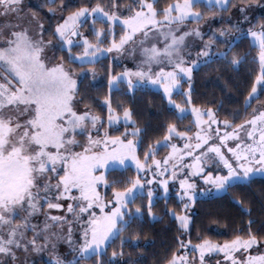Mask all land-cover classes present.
Listing matches in <instances>:
<instances>
[{
    "label": "snow or ice",
    "instance_id": "snow-or-ice-1",
    "mask_svg": "<svg viewBox=\"0 0 264 264\" xmlns=\"http://www.w3.org/2000/svg\"><path fill=\"white\" fill-rule=\"evenodd\" d=\"M46 3L52 16L68 6L65 0H60L59 8L54 7L56 0H46ZM156 3L157 0H131L125 5L129 13L126 16L120 11L119 0H109L108 5L98 2L93 7H79L62 17L63 22L56 23L49 33L51 38L45 40L47 29L37 20L35 12L28 17L24 0H0V18L4 19L0 23V264H22L18 253L30 251L36 254L50 251L49 264H86L93 256L96 257L95 264H117L118 257L124 255L122 250L119 253L113 251L108 260L103 256L112 241L140 218L141 208L136 207L133 212L129 205L138 195L143 196L145 184L158 183L167 194L169 180L178 181L180 190L177 196L184 212L195 202V178H201L210 186L200 193L207 196L212 195L213 190L215 194H227L237 184L251 183L257 176L264 177V110L257 112L253 109L250 119L223 136L219 135L217 127V146L210 143L213 140L212 125H219L221 121L211 108L205 110L194 106L191 99L193 72L201 62L207 65L216 58L238 66L243 57L233 52V45L245 36L250 37L252 46L259 49V74L252 82L246 102L255 96L258 86H264V23L254 25L247 33L242 28V24L248 22L246 13L255 0L232 4L243 19L217 30L218 35L213 31L207 41H203L205 33L199 27L206 16L199 8L205 6L211 17H215L220 12L229 11L231 0H176L162 12L156 8ZM89 19L93 24L91 32L95 42L80 32ZM188 21L196 22L197 27L185 30L183 26ZM98 23L105 27L96 28ZM117 26L123 27L118 41L114 32ZM107 37H111L110 42L103 47ZM197 39L202 41V47L192 59ZM137 42L141 56L137 70L125 69L115 75L109 70V91L123 82L127 83L129 92L135 91L137 82L158 85L179 119L190 108L197 129L193 141L187 130L178 131L175 124L169 123L162 140L148 145L143 161L138 156L140 140L127 138H138L142 130L133 127L131 132L115 136L105 130L99 137L103 126L101 117L88 111L80 113L76 108L79 102L78 74L65 67L64 56L56 62L54 53L52 56L47 54L56 48L67 51L68 63L80 62L83 68L85 63L95 65L105 54L115 52L122 56L129 45L133 46L134 56ZM215 45H220L222 50L213 52ZM81 46L82 54L73 56L72 49ZM154 65L159 71H153ZM166 67L171 70H165ZM89 72L95 76L94 69L89 68ZM185 82L189 89L182 93L186 97L182 105L173 101L172 96L179 93ZM103 103L108 107L109 128L119 124L121 116L113 109L110 99L106 97ZM122 115L126 128L130 124L134 126L128 107H123ZM223 124L226 129L232 127L228 120ZM93 131L97 138L93 137ZM241 132L246 133V138L240 135ZM85 134L87 140L82 143L77 137ZM174 137L186 141L183 148L171 143ZM229 140L236 141L235 147L227 145ZM160 147L171 148L162 161L156 159ZM223 147L227 148L231 159L226 158ZM77 148L82 150L77 151ZM185 157H190L192 163H186ZM127 161L132 162L137 174L123 181L122 186H118L120 181L110 184L103 172L95 174L110 166L126 169ZM216 161L223 170L219 167L212 170ZM169 172L170 176L167 175ZM141 173L153 178H142ZM101 184L112 187L110 200L100 195L98 186ZM147 199L148 217L155 219L152 187L148 189ZM65 200L71 201L67 204V214L74 217L71 221L67 215H50L52 209L62 210V201ZM236 203L242 202L237 200ZM41 215L44 216L43 223H33ZM175 219L187 232L189 218L175 214ZM254 223L251 219L247 221L246 236L237 234L223 244L209 239L195 245L189 240L185 244L177 237L179 248L190 246L199 254V264H205L206 256L215 253L223 255L224 264H264V254L252 255L250 251L254 247L259 250L264 244V237H258L252 231ZM77 226L78 241L74 239ZM138 239L139 233L133 235V242ZM60 242L67 244L72 259L56 253ZM126 242L121 239V249ZM164 264H189V261L177 250ZM191 264H196L195 257ZM217 264L221 262L218 260Z\"/></svg>",
    "mask_w": 264,
    "mask_h": 264
},
{
    "label": "trees",
    "instance_id": "trees-1",
    "mask_svg": "<svg viewBox=\"0 0 264 264\" xmlns=\"http://www.w3.org/2000/svg\"><path fill=\"white\" fill-rule=\"evenodd\" d=\"M73 1V0H72ZM78 1L77 3H75ZM176 0H157L156 8L162 12L163 8ZM260 0H255V3ZM59 0H56L54 6H57ZM240 0H231L228 12H220L219 15L211 17L205 6L199 10L205 14L206 19L220 18L224 21L229 17L235 8L232 4H239ZM84 4H92L88 0H75L69 3L63 13L81 7ZM264 21V13L258 16ZM205 20H202L204 22ZM191 24H196L190 21ZM96 28L105 27V25L96 24ZM87 38L95 42L92 35V21L85 22L82 26ZM50 29V28H49ZM51 31V30H50ZM115 39L118 41L123 34V27L117 26L114 29ZM111 37L105 39L103 47H107ZM215 49L222 50L220 45ZM58 56H64L67 61V51L61 52ZM81 51V47L72 49V54ZM257 47H253L251 38H244L235 41L233 52L243 57L238 66H232L226 62L213 58L212 62L205 65L203 63L193 72L191 81V99L194 106L201 108H215L218 113L228 114L238 111L239 115L234 123L242 122L250 114L249 106L245 105L246 97L251 90L252 82L259 73ZM232 53L229 54V59ZM99 63V62H98ZM97 64V63H96ZM91 64L85 63L83 66ZM76 66H81L79 63ZM78 103L76 107L87 108L101 117L108 116V107L103 103L107 97L110 99L112 107L119 115L123 113V107H128L132 112V119L135 122L127 126V129L138 127L142 130L137 138L140 140L138 155L144 159V153L149 144H155L157 140H162L167 125L173 123L178 130H183L191 123L189 114L178 118L175 108H172L161 90L149 86H137L134 92H129L126 83L119 84L118 87L109 91L105 83L92 84L87 76L78 79ZM182 91L175 93L172 99L176 102H182L184 96L183 90L189 89V84L185 82L181 87ZM264 99V86H261L257 100ZM184 100V99H183ZM256 99H254L255 101ZM184 104V103H183ZM182 104V105H183ZM120 106L119 108L117 106ZM124 125H120L118 130H122ZM113 129V128H112ZM119 133L118 131L115 134ZM166 147H160L156 156H161ZM108 182L123 181L136 176V170L130 166L126 169L111 168L105 172ZM100 192L105 200L112 198V187L100 186ZM240 200L242 203H236ZM148 199L147 194L138 195L133 204L129 205L131 211L136 207L141 208V216L138 220L128 227V229L118 235L108 246L103 259L108 260L113 251L119 253L121 250L124 255L118 257L117 264H164L166 259H170L174 251H179V237L183 241L191 240L196 243L204 239L215 242H225L233 239L237 234L246 236L247 221H255L252 225V231L256 232L258 237H264V177L257 176L251 183H240L231 188L227 194H215L210 197H199L192 203V213L190 217L187 232H183L175 217L169 213L181 214L183 205L178 199L176 191L172 190L166 196H157L153 200L152 211L155 219L148 217ZM250 210V215L248 214ZM139 233V239L132 241L133 235ZM125 239L127 242L121 249L120 241ZM96 257H91L86 264H95ZM34 264H49L44 261H38Z\"/></svg>",
    "mask_w": 264,
    "mask_h": 264
},
{
    "label": "rangeland",
    "instance_id": "rangeland-1",
    "mask_svg": "<svg viewBox=\"0 0 264 264\" xmlns=\"http://www.w3.org/2000/svg\"><path fill=\"white\" fill-rule=\"evenodd\" d=\"M75 0H65V3L68 5L69 3L74 2ZM78 1H76L75 3H77ZM80 2V0H79ZM88 2H92V4H84L81 7H93L96 5V3H100L101 5H108L109 4V0H88ZM131 2V0H119V3L121 5L120 7V11L123 12V14L126 16L129 13L127 12L125 5L129 4ZM176 1H174L173 3H175ZM172 4V3H171ZM60 6V0L59 3L57 4V7L59 8ZM76 10V9H75ZM73 10V11H75ZM24 11L25 13H27L28 17H31V14L33 12L36 13V18L37 20H39L41 23L44 24L45 28L47 29L46 33H45V40H48L51 38V36L49 35V33L54 29L56 23H62L63 19L62 17H67L70 13H66V15L63 12H57L55 16H52L51 14H49L48 11V5L46 3V0H24ZM264 13V0H260L256 3H254L247 11L246 15L248 17V22L247 23H243L242 24V28L244 30L245 33H247L248 29L253 27L254 25L258 26L261 23H264V21H261L260 18L258 17L259 15ZM162 18V17H161ZM243 17L241 16V14L238 12V10L235 8V10L233 11V13L227 17L224 21H222L220 18H210L205 20L204 22H202L201 24H199V27L201 28V30L205 33L204 37H203V41H207L209 36L212 34L213 31H217L219 29L222 28H227L228 26H230L231 24H235L237 21L242 20ZM88 21H91V19H89ZM4 19L0 18V23H3ZM227 22V23H225ZM25 23H27V21H25ZM83 26V25H82ZM185 30L190 29V28H195L197 27V24H191L190 21H188L184 26ZM50 28V29H49ZM51 30V31H50ZM256 30H258V27L256 28ZM80 32L84 33L83 28H80ZM217 35H218V31H217ZM55 43V41H54ZM191 43V42H190ZM197 47H195L192 50V59L196 58V52L200 50V47H202V41H200L199 39H197L195 41ZM132 45L128 46V51L126 53H124L122 56H118L115 52L111 53V54H105L103 58H101L99 60V63L95 64V65H87V66H83V68H81V66H76V64H80V62H75V63H68L65 61V67L71 69V71L73 73H77L78 75L76 76V79H81L85 76H87L90 80V82L94 85L96 84H101V83H105L108 86V73L109 70H111L112 74L115 75L117 73H120L122 71H124L125 69L131 70V71H136L137 70V65L140 63L141 60V56H140V52H139V46H138V42L136 47V53L133 56L132 54ZM216 45L213 47L212 51L213 52H217L218 50L215 49ZM58 48L56 49H52L51 51H49L47 54L49 56H52L53 53L55 54L56 57V62L59 61V58L61 56H58ZM83 52V48L81 46V51L73 54V56L78 55V54H82ZM202 63V62H201ZM89 68L94 69L95 71V76L92 75V73L89 72ZM165 70H171L170 68H165ZM153 71H159V68L157 66H153ZM259 74V73H258ZM135 77H133V80L135 81ZM126 83V82H124ZM127 84V83H126ZM119 86V85H118ZM118 86H114V88L118 87ZM137 86H149L158 90H161L163 92V90L157 85V86H153V85H149L146 82L144 84H139V82H137ZM260 89L261 86H258V91L255 94V96L253 98H251L249 101H245V105H249V112L250 114L247 116L246 119H244L242 122H238V123H234L235 119L237 118V116L239 115L238 111H236L235 113H228V114H222V113H218L216 111L215 108H211L214 113L216 114V118L217 120L221 121V123L219 125L213 124L212 125V133H213V140L210 141V143H215L217 146H219V138H217L215 136L216 133V129L217 127H219V135L223 136L225 132H232L233 129L235 128L236 125L242 124L244 123L247 119L251 118V114L253 112V109H256L257 112L264 110V99L257 100V97L260 93ZM179 91H182V89L180 88ZM187 91L183 90V92ZM184 99V100H183ZM182 99V102L184 103V101L186 100V97L184 96V98ZM254 99H256L254 101ZM173 100V99H172ZM168 101V100H167ZM175 101V100H173ZM176 102V101H175ZM178 103V102H176ZM181 103V102H179ZM181 103V104H183ZM171 106V105H170ZM172 108H174L173 106H171ZM78 112L83 113L85 111H88L90 114L93 115H97L100 116L98 114H96L95 112L87 109V108H83V107H76ZM201 108V107H200ZM202 109H208V108H202ZM186 114H189L191 117V123L187 125V127L183 130H178V131H188V135L191 136L193 138V141L195 139V133L197 132L196 126H195V119L194 117L191 115V110L189 108L188 112ZM184 114V115H186ZM183 115V116H184ZM121 121L119 124H115L113 125L111 128H109L108 126V121H107V117H101V119L103 120V126L100 127V132H99V137L103 136V133L105 130H107L109 132V135L115 136V135H120L121 133H124L125 131L131 132L133 129H127L124 125L123 122V115L121 114ZM205 119H207V117L205 116ZM228 120L231 124L232 127L230 128H225L223 121ZM120 125H124L122 128V130H118ZM113 128V129H112ZM119 132L117 134H115V132ZM94 138H97V133L95 131H93L92 133ZM241 136L246 138V133L241 132L240 133ZM78 139L81 140L82 143H86L87 140V136L85 134V136L83 137H77ZM128 139H137V138H133L131 136L127 137ZM186 141L184 140H180L179 138L174 137L171 141V143H175L177 144L178 147L183 148V144ZM227 145L229 147H235V143L236 141L233 140H229L226 142ZM77 151H81L82 149L77 148ZM171 151L170 147H166L165 152L161 155V156H156L157 160H163V158L165 156L168 155V153ZM222 152L225 154L226 158L231 159V154L228 153V150L226 147L222 148ZM139 156V155H138ZM141 159V158H140ZM143 161V159H141ZM185 162L186 163H192V160L190 157H185ZM128 166L132 167L135 169V166L132 164L131 161H127L126 162ZM149 164H151V160H149ZM217 167H219L221 170H223V166L219 165L218 161H216L215 163L212 164V170H215ZM113 167H109L107 170L111 169ZM115 168H122L121 166H116ZM107 170L105 169H100L98 172H96V175H100L102 172L105 173ZM136 170V169H135ZM185 171H187V169H185ZM170 172L167 174L170 176ZM142 178L145 179H152L153 177L151 175L148 176H144L143 173H141ZM159 179V178H157ZM192 179V178H190ZM194 183H196L197 185V195L196 198L199 197H210L215 195L214 190H213V194L212 195H207V196H201L200 193L205 190L208 189L210 186L209 185H205L203 183V180L201 178H195ZM103 184L98 186V191L100 193V195L102 196L101 192H100V186H102ZM149 187H152L154 189V199L157 196H167L169 194L170 191L175 190L176 194L177 192L180 190V186H179V182L178 181H172L169 180V190L167 192V194L164 193V190L160 187V185L158 183H154L151 186H148L147 184H145V188L143 190V194H147ZM78 195V193H77ZM178 197V196H177ZM195 198V199H196ZM179 199V198H178ZM71 201H62L64 208L62 210H57V209H52L50 210V215H54V216H62V215H67V218L69 221L73 220L74 217L71 214H67V204L70 203ZM183 205V204H182ZM192 203L190 205V207L181 213V215H186L189 218V222H190V217H191V213H192ZM47 210V209H46ZM98 212V209H97ZM173 217H175V213H173L172 215ZM44 221V216L41 215L38 217V219L34 220L33 223H43ZM179 224V223H178ZM66 231V229H65ZM185 232V231H183ZM29 238H31L32 233L30 232L29 234ZM79 230H78V226H77V231L74 234V239H76L77 241L79 240ZM202 241V240H201ZM199 241V242H201ZM230 241V240H228ZM199 242L196 243H191L192 245H195ZM214 243H218V244H223L224 242H215L212 241ZM226 242V241H225ZM185 244L188 243V241H184ZM252 255H258V254H264V244L261 245V247L259 248V250H257L255 247L250 250ZM56 253L59 254L62 258H66V259H72V255L70 253V250L67 246L66 243L64 242H60L57 244V248H56ZM179 254L180 255H186L189 261V264H191L192 258L195 257L196 258V264H199V254L197 252H194L192 250V248L189 246L187 249H179ZM18 255L20 256L21 262L22 264H24L25 261H27V264H34L35 262L38 261H44L46 263H49L50 259L52 258V253L49 252H43L40 254H36L33 252H29V253H23L20 252L18 253ZM238 256H240L241 254H237ZM220 261L221 264H224L223 261V255L220 253H215V254H209L206 256L205 258V264H217V261Z\"/></svg>",
    "mask_w": 264,
    "mask_h": 264
}]
</instances>
